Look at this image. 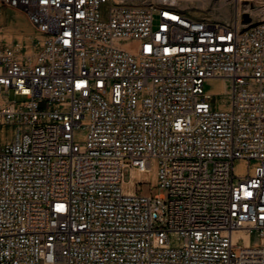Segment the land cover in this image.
<instances>
[{"label":"built area","instance_id":"built-area-1","mask_svg":"<svg viewBox=\"0 0 264 264\" xmlns=\"http://www.w3.org/2000/svg\"><path fill=\"white\" fill-rule=\"evenodd\" d=\"M181 1L0 0V264H264V0Z\"/></svg>","mask_w":264,"mask_h":264},{"label":"rangeland","instance_id":"rangeland-1","mask_svg":"<svg viewBox=\"0 0 264 264\" xmlns=\"http://www.w3.org/2000/svg\"><path fill=\"white\" fill-rule=\"evenodd\" d=\"M233 0H205L204 6L201 9V14H194L196 10L195 7L199 4L196 1L194 7H190L189 9L185 5L184 0L181 1V7L186 10V12L190 15L200 17V18H207L211 21L216 22H223L226 20L232 19L234 15V3ZM245 7V2L241 4V8ZM221 8L226 10V13L221 12ZM18 18V19H17ZM19 22H18V21ZM18 22V23H17ZM2 38L6 42V44L13 46L16 48L20 55L23 58L27 56L34 57L39 49H40V42L41 36L37 33L35 28L28 22V20L19 12L9 11L7 14L4 15L2 19ZM207 90H214L213 95V104L219 105L220 103L225 101V93L223 92L221 86L215 85L210 83L207 86ZM13 98V96H11ZM239 172L242 173L243 171L241 168H238ZM124 179L126 182L131 180V172L130 169L127 168L124 170ZM138 191L142 193H149L151 192L152 195H166L167 190L161 188H155L150 191V185H139ZM175 238H172L173 245L175 244Z\"/></svg>","mask_w":264,"mask_h":264},{"label":"bare ground","instance_id":"bare-ground-1","mask_svg":"<svg viewBox=\"0 0 264 264\" xmlns=\"http://www.w3.org/2000/svg\"><path fill=\"white\" fill-rule=\"evenodd\" d=\"M196 1L199 2V4L197 5L196 10L198 11H195L194 14L198 15V14H201L200 12V8L202 9L203 6H204V2L205 0H184L185 2V5L187 6V8L189 9L190 7H194L195 6V3ZM233 2V1H232ZM235 7V5H234ZM222 13H226V10H224L223 8L220 9ZM18 19V18H17ZM18 21V20H17ZM19 22V21H18ZM17 22V23H18ZM212 84H215V85H219L221 86L223 92L225 93V101L221 102L220 103V106L222 108H228L229 107V94H230V91L228 89V83L225 81V80H221V79H215V80H212L211 81ZM209 95L213 97L214 95V90H210L209 91ZM146 179L148 178V176H144ZM246 240L249 241L250 240V237L247 236L246 237Z\"/></svg>","mask_w":264,"mask_h":264},{"label":"water","instance_id":"water-1","mask_svg":"<svg viewBox=\"0 0 264 264\" xmlns=\"http://www.w3.org/2000/svg\"><path fill=\"white\" fill-rule=\"evenodd\" d=\"M243 18H244L245 22H249L250 21V18H249V16L247 14H244Z\"/></svg>","mask_w":264,"mask_h":264}]
</instances>
